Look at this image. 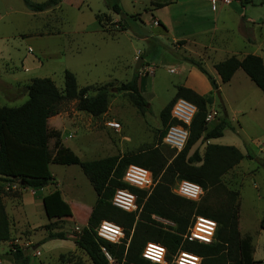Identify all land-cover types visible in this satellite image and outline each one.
Instances as JSON below:
<instances>
[{"label": "rangeland", "instance_id": "1", "mask_svg": "<svg viewBox=\"0 0 264 264\" xmlns=\"http://www.w3.org/2000/svg\"><path fill=\"white\" fill-rule=\"evenodd\" d=\"M32 1L42 3L47 0ZM134 1L122 0V3H125L130 15H143L146 26L140 23L139 15L138 26L141 29L131 23L133 29L115 36L120 28L113 22L114 13L108 10L105 0H61V5L47 14L30 12L22 0H0L1 79L12 76L19 78L24 85L34 79L47 78L63 91L64 74L70 71L76 76L80 89L90 87L88 96L96 94L100 88L108 90L110 103L103 116L95 118L79 112L77 101H66L60 105L61 113L48 122L50 132L56 133V129H60L65 145L71 147L82 161L129 156L157 145L169 159L175 154L170 148L158 144L163 131L160 115L175 97V86L182 80L183 70L178 58H171L173 50L163 49L154 57L147 51V43L140 42L137 36L144 33L150 36L154 32L148 14L150 3L171 0ZM240 1L244 12L247 8L245 15L250 20L245 23L255 29L252 34L244 30L253 42L241 39L234 29L228 35L219 33L216 44L223 38H231L229 42L236 51L248 54L256 52L264 61V0ZM222 5L220 1L216 3L217 8ZM175 14L176 19H183V24L192 25L195 21L191 14L184 15L182 11ZM97 16L102 19L101 27ZM162 17L166 25L172 26L173 30L176 25L179 30L180 23L170 12H165ZM101 28L111 35L103 33ZM149 43L155 47L153 39ZM258 45L261 46L258 48ZM142 53L147 63L144 62L137 70ZM163 53L167 54L169 60L162 59ZM178 56L182 57L180 54ZM9 58L12 61H4ZM148 67L155 70L149 77L146 74ZM172 69L174 72H170ZM137 74L139 79L148 77L143 94L148 104L142 110L133 104L130 93L120 90ZM218 91L220 97L216 94L214 108H210L209 112L217 111L220 116L227 113L235 131L227 129L217 144L234 146L245 156H248L249 148L256 156V159L246 157L222 177V183L228 191L238 194L241 235L251 237L254 257L264 259V92L242 71L233 82L221 84ZM27 99V96H23L13 103H0V107H19ZM217 119L208 125L215 126ZM70 120H75L74 127L62 125ZM110 122L119 123L120 131L109 128L107 124ZM55 141L53 138L49 142L52 156L55 154ZM206 145L207 142L202 144L199 141L190 155L195 150L204 155ZM50 170L54 184L44 189H26L24 197L17 182L3 184V202L11 216L12 236L20 238L22 245H28L25 252L30 257V264H92L86 254L77 248L75 252L60 250L67 245L61 241H50L33 250L44 234L54 230L66 231L72 238L80 235L97 202V194L79 166L51 164ZM13 185L17 186L16 189L12 188ZM57 190L61 191L62 204L49 206L52 209H48L44 205L43 195ZM205 196L204 192L203 198ZM22 199L25 202L24 216L19 217L15 212L19 210L13 205H20ZM211 201L218 204L219 198L213 194ZM14 246L22 248L20 245ZM1 249H7V245Z\"/></svg>", "mask_w": 264, "mask_h": 264}, {"label": "trees", "instance_id": "2", "mask_svg": "<svg viewBox=\"0 0 264 264\" xmlns=\"http://www.w3.org/2000/svg\"><path fill=\"white\" fill-rule=\"evenodd\" d=\"M26 9L33 13H44L55 10L61 0H47L36 3L22 0ZM121 0H105L108 10L120 17L117 23L120 32L133 29L131 23L138 26L139 15H129L121 6ZM159 7L164 5L159 4ZM243 6V4H242ZM101 27L102 19L96 17ZM135 28V27H134ZM147 33L137 34L140 38ZM184 62L197 68L210 82L214 91L218 85L205 68L203 61L184 58ZM224 84L229 83L238 70H243L258 89L264 92V61L260 56L249 54L243 59L231 57L215 66ZM65 89L59 90L51 79H34L28 86V100L19 107H0V244L11 241V222L3 202V184L17 182L22 189H44L54 184L50 165L79 166L89 179L97 194V202L89 216L87 226L78 236L69 235L65 231L48 232L40 245L53 240H72L77 249L84 252L92 264H109L102 248L112 256L118 264H151L142 257L148 242L164 245L171 256L184 250L200 256L202 264H255L254 247L251 237H243L240 232V204L238 194L228 191L222 183V177L246 157L256 159L248 148L245 156L234 146L207 144L204 155L195 150L190 151L196 143L224 137L227 129L235 131L227 115L217 120L215 126L208 125L209 108L213 104L210 96H200L191 89L178 87L173 100L161 112L163 131L158 144L168 128L176 124L171 120L174 103L185 99L196 105L198 112L190 126V138L185 149L169 159L159 145L129 156H112L100 160L82 161L71 149L61 143V134L52 133L48 121L61 113L60 105L66 101H77L78 111L95 118L107 113L109 108V92L100 88L96 94L88 96L90 87L79 88L76 76L66 71L64 74ZM146 78L139 79L138 74L132 81L122 85L123 92L131 94L133 104L142 110L148 102L143 97ZM55 141V154L50 153L49 142ZM165 146V145H164ZM167 147V146H166ZM172 150V149H171ZM139 166L149 170L156 186L150 196L143 191L128 186L123 182L124 174L129 166ZM187 180L198 184L206 196L200 202H192L175 195L172 187L177 182ZM119 189H128L138 195V204L142 207L139 220L136 215L115 208L111 201ZM219 198V203L211 201L212 195ZM44 205L49 208L62 204L61 191H55L43 198ZM163 218L175 224L169 231L152 219V216ZM195 216L213 219L218 224L216 240L212 245L197 242H184L183 236ZM103 221H109L122 227L125 240L117 245L98 237L96 230ZM193 221V220H192ZM53 226V225H50ZM10 252L13 264H30V257L25 250L14 246Z\"/></svg>", "mask_w": 264, "mask_h": 264}, {"label": "crops", "instance_id": "3", "mask_svg": "<svg viewBox=\"0 0 264 264\" xmlns=\"http://www.w3.org/2000/svg\"><path fill=\"white\" fill-rule=\"evenodd\" d=\"M217 2L218 0H171L170 2H165V3L152 1L150 3V9H149L148 14H149L150 23L152 25L154 32L150 36L146 35V36H143V38L139 37L138 39L140 42L147 43V51H149V53L152 54V56L154 57L160 54L163 49L166 50L169 48L170 50H173V53H171L170 56H172L171 58H174V57L178 58V62H180L179 66L183 70L182 80L178 82L177 85L175 86L176 92H177L178 87H185V88L193 90L200 96H210L212 97L213 101L215 100L217 91L213 90L207 77L204 74H202L197 68L192 67L188 63L184 62V58H192L195 60L203 61L205 64V68L214 78L216 84L218 85V88L220 89L221 84H224V83L222 82L221 77L216 71L215 66L233 56L238 57L239 59H243L249 54L248 52H238L233 47H231L232 45L229 42L231 38H223L224 40H222L219 44H216V41H217L216 36L219 33L228 35L229 32H232V30L235 29L237 30L238 36L241 39L246 40V42L248 43H251L253 42L252 39L248 38L247 32H245L244 30L250 31V34L254 33L255 31L254 28H250L245 23V22L248 23L250 20H248L245 15L247 8L245 9V12H244V9H243L244 7L242 6L243 3L240 0H234L233 4L230 6L225 5L223 2H220V3H223V5L220 8L216 7ZM121 4L124 7L125 11H127L126 13L130 15L131 12H128V10H126L124 6L125 3L124 2L122 3V0H121ZM159 4L164 5V7L157 6ZM214 5H215V10L213 9ZM52 11L54 10L44 12V14L52 13ZM181 11L184 13V15L191 14L194 16L195 21L193 22L192 25H188L187 23L183 24V19H180V20L176 19L177 15L175 14V12H181ZM165 12H170V15L174 16L175 20L180 23L179 30L178 28H176V25L174 26V30L172 26L166 25L162 17V15ZM137 15L141 16V14H137ZM114 16H112L113 22L118 23L120 21V19L118 18L119 16L115 14ZM1 21H2V18L0 17V22ZM140 23L146 26V20L144 19L143 15L140 17ZM101 31L103 33L109 34L108 32H105L102 28H101ZM115 33H116L115 36H117L118 34L125 33V32H115ZM46 36H54V35H46ZM112 36H114V34ZM134 38L136 39V37ZM152 39L156 42L155 47L150 46L149 41ZM260 46L261 45H258V48ZM146 52H144V54ZM144 54L142 53L143 55L142 59L145 61V63H147V60L144 58ZM178 54H180L182 57H179ZM253 55H257L256 52H254ZM164 58H166V60H169L167 59L166 53L162 55V59ZM7 60L12 61V59L10 58L4 59V61H7ZM173 70L174 69L170 70V72ZM240 71L244 72L243 70H238L229 83L233 82L237 78V76L240 74ZM1 78L2 77L0 76V103H7V102L13 103L15 101H18L23 96H27L28 98V94H27L28 86L31 84L32 80L29 82H26L23 85V82H21L19 78H12V76L10 77L7 76L5 77V79H1ZM147 78H146V82H147ZM144 93L145 91L143 92V94ZM210 108L211 109L214 108V105L212 104ZM224 112L226 113V110H224ZM213 113H216L217 116L213 120L208 121V124H210L211 122H215L217 118H218L217 120H219L220 117L221 118L224 117V116H220V114L214 110H211V112H209V115H213ZM225 115H227L228 117L227 113ZM51 119L53 118H50L48 122H50ZM75 123H76L75 120L74 121L70 120L66 124H62V125L74 127ZM56 130L60 132V129H56ZM224 135H225V132H224ZM61 140L65 147L72 150L71 147L65 145V142L62 139V133H61ZM217 141L218 139L210 140L207 142V144L220 145V144H217ZM220 146H225V145H220ZM21 190H22L23 197H24V195L27 193L26 192L27 190L22 189V188ZM43 196L45 197L47 195H43ZM19 204L20 205H18V203H14L13 206L14 208L19 210V211H15L16 214H19V217H23L24 207H25L24 200L22 199ZM5 208H6V212L8 214L9 219H11V216L8 212V207H5ZM86 226L87 224H85L84 227ZM11 233H12V230H11ZM47 235L48 234H44L40 238V240H38V242L36 243V245L37 244L38 245L37 246L34 245L35 247H33V250L39 247L40 243L47 237ZM19 239L20 238L15 239L11 235V241L0 244V264H6V262L7 264H13L11 260V256L8 255L10 253V250L13 248V247L11 248V246L20 245L22 249L26 250L28 245L26 246L22 245ZM53 241H58V242L61 241V243H67V245H65L66 247L60 250H65L67 252L76 251L77 246L72 240H67V241L53 240ZM49 242H46L44 246L47 245ZM4 245H7L8 250L1 249V247ZM254 254H253V259L255 261V264H264V259L258 260L254 257Z\"/></svg>", "mask_w": 264, "mask_h": 264}, {"label": "built area", "instance_id": "4", "mask_svg": "<svg viewBox=\"0 0 264 264\" xmlns=\"http://www.w3.org/2000/svg\"><path fill=\"white\" fill-rule=\"evenodd\" d=\"M223 2L225 5H232L234 0H218ZM215 10V5L213 6ZM154 68H147L146 74L150 76L154 73ZM174 72V71H171ZM198 109L196 105L185 100H177L171 111V120L175 121L176 124L171 125L163 139V145L176 151L177 154L181 153L190 138V126L196 116ZM217 116L216 113L209 115L207 121L213 120ZM107 126L113 130L120 131L121 125L117 122H110ZM123 182L128 186L143 191L150 196L156 186L152 173L139 166H129L124 174ZM16 185L12 188L16 189ZM173 193L181 198L192 202H200L203 198V189L193 182L183 180L176 183ZM138 195L132 193L128 189H119L115 192L112 198V205L127 213L136 215V221L139 220L142 212V207L138 204ZM152 219L158 224L164 227L163 229L169 231L170 228L174 229L176 226L174 223L165 220L163 218L152 216ZM77 230H79L77 228ZM218 230V224L215 220L206 218L203 216H195L187 232L183 236L184 242H197L203 245H212L216 240V234ZM99 238L104 239L110 243L120 245L125 240V232L119 225L103 221L96 230ZM11 252H15V248L11 249ZM109 264H118L112 258V256L102 248ZM144 260L151 264H202L203 259L193 253L179 250L171 259L167 248L156 242H148L142 252Z\"/></svg>", "mask_w": 264, "mask_h": 264}, {"label": "water", "instance_id": "5", "mask_svg": "<svg viewBox=\"0 0 264 264\" xmlns=\"http://www.w3.org/2000/svg\"><path fill=\"white\" fill-rule=\"evenodd\" d=\"M145 61L143 59L139 60V62L137 63V67L136 69L137 70H140L141 69V65L144 63ZM216 94L220 97V93L219 91L216 92Z\"/></svg>", "mask_w": 264, "mask_h": 264}]
</instances>
